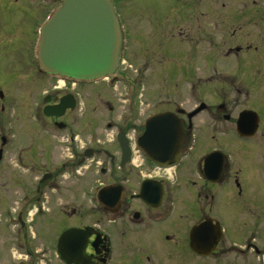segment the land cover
Returning a JSON list of instances; mask_svg holds the SVG:
<instances>
[{"label": "flooded vegetation", "instance_id": "af4514ba", "mask_svg": "<svg viewBox=\"0 0 264 264\" xmlns=\"http://www.w3.org/2000/svg\"><path fill=\"white\" fill-rule=\"evenodd\" d=\"M61 1L0 0L2 98L7 97L8 88L10 91L21 82L26 86L24 96L31 95L37 111L43 113L44 107L60 103L69 106L61 117L45 116L53 125H63L69 156L54 173H47V183L38 182L37 196L32 200L43 203L45 191L55 190L58 203L52 215L42 207L30 220L26 210L20 211L15 222L19 232L38 219L39 233L42 229V236L53 241L49 255L56 264H234V260L235 264H264V112L257 106L260 102L264 107V80L255 68L257 61L253 64L241 56L258 48L250 28L230 34L234 38L222 49L241 57L234 72L244 73L239 81L243 89L237 88L234 96L217 95L214 101L204 102L206 91L210 97L213 94L205 89L200 76L193 75V66H180L166 77V84L160 80L165 91L152 92V108L143 113L142 81L148 80L149 69L146 64L155 62L156 52L167 54L173 41L167 37L166 42L171 5L165 2L163 8L155 9L157 4L148 7L145 12L150 21L159 23H154L147 35L150 41L146 34L137 37L135 51L130 49L127 15L116 8L121 50L115 73L103 82L63 78L61 86L60 76L40 70L37 56L40 26ZM246 5L250 6L248 2ZM255 16L263 23L259 33L264 40V11ZM242 19V25L248 26V13ZM159 32L163 37L157 39ZM153 40L155 51L152 49L147 57L143 46ZM195 46H191L192 51ZM153 72L148 82L157 81ZM25 73L28 76H22ZM187 86L197 89V97L189 99ZM85 87L89 88L88 97V91L81 89ZM97 88L101 89L97 93L99 103L108 113L106 121L99 124L90 118L85 124L76 122L75 113L82 101L91 104L92 90ZM178 90L182 92L173 95ZM165 112L178 119L183 138L177 164L172 168L156 165L139 149L147 118ZM202 113H206L204 122L195 124L194 118ZM242 114L246 117L244 129L238 125ZM254 124L255 129L240 134ZM227 136L231 140L224 141ZM136 151L140 157L134 156ZM100 191L102 202L98 199ZM67 193L71 194L69 199ZM78 195L84 200H76ZM8 216L11 226L10 213H6L5 223L9 226ZM49 216L55 224L60 222L54 235L46 228ZM69 229L78 230L72 243H81L83 256L76 257L77 252L69 250L66 260L61 253L70 242L59 240ZM49 255L27 251L28 264H44Z\"/></svg>", "mask_w": 264, "mask_h": 264}, {"label": "rangeland", "instance_id": "374dc122", "mask_svg": "<svg viewBox=\"0 0 264 264\" xmlns=\"http://www.w3.org/2000/svg\"><path fill=\"white\" fill-rule=\"evenodd\" d=\"M110 1L114 3L117 9L120 7L127 15L126 18L131 32L129 39L131 43L130 49L132 51H135L138 44L137 37L146 34L145 37L150 41L151 37L147 35L150 36L154 23H159L158 20L155 22L150 21V16L145 12L148 7L150 8L157 4L155 9L158 6L163 8L165 2L169 3L172 7L173 12L167 17L168 21L170 19V25H168L166 31L167 41L165 40L168 42L167 37L173 40L170 47L167 48L168 53L165 54V51L156 52L154 54L156 56L154 58L155 62L146 64L149 68L146 72L147 79L149 80L152 77L149 75L154 71L153 73L157 81H142L144 86L143 93H145L142 96L141 111L143 113L152 108H150L151 93L165 91L162 89L163 86L160 80L166 84L168 82L166 81V77L171 73L177 72L180 66L190 69L193 66V75L200 76L203 79L202 82L205 89H209L213 94L210 97L206 91L203 98L204 102L208 101L209 103V101H214V97L217 95L220 97L225 95L234 96L237 88L243 89L239 85V81L244 73H236V70L234 72L241 57H233V53L222 50L224 48L223 44L230 43L231 38H234V36L230 35L233 32L239 33L241 31L242 33L248 28L252 31V33L249 31V34L252 37L253 43L258 46V48L256 47L257 51L253 49L249 54L246 53L241 56L242 59L243 56H246L248 62L252 61L253 64L257 61L255 68L258 69L262 80H264V40L259 33L261 29L260 25L262 26L263 23H260V20L256 19L255 16L256 12L260 13L264 11V0ZM247 2L250 6L246 5ZM44 9H47V7L44 6ZM245 13H248L249 18V21L246 23L249 24L246 26L247 28L242 25L244 20L242 18H244ZM133 14L136 15L132 17ZM254 27L256 28L255 31L252 29ZM162 34L163 32H159L156 38L163 37ZM249 34L247 35L250 36ZM151 36L155 38L153 34ZM154 44L153 40V42L146 43L143 46L147 57L151 56L152 49L155 48ZM162 44L165 43L163 42ZM195 45H198V50ZM191 46H195L194 51H192ZM132 56L135 59L137 58L134 54ZM133 68L136 69L135 67ZM132 74H134V71ZM22 76L28 75L25 73ZM103 81L100 80V82ZM28 82H31L30 78ZM15 84L16 86L11 87L10 91L8 88L7 97L4 101L0 100V102H4L3 110L0 109V147L3 149L0 160V264H28L27 251H30V253L35 251L47 252L48 255L52 253L53 241L51 237L45 238L42 236V229L39 233L41 223L38 222V219L35 218L34 223L30 224V228L24 229L21 233L15 225V221H17L20 211L23 210L27 211L26 217L28 220L33 217V213L36 210L42 207H44L45 212L49 210L52 215L55 205L58 203L56 197L59 193L55 190H46L45 197L42 198L43 203L32 202L37 196L35 192L38 184L37 179L43 173H54L69 156V154L68 156L66 155L67 150L65 148V145L68 143L65 141L66 130L62 126L60 127L59 124L53 125L44 117L41 111L36 110V101L31 98V95L29 97L24 96L26 93V86L24 84L21 82H16ZM187 88L189 99L197 97V89H192L189 86ZM81 89L85 92L88 91L86 93L88 97L89 88L85 87ZM186 89L182 91L185 93ZM251 90L249 88V92ZM92 91L94 92V96L91 104L86 105L82 101V104L79 106L80 110L78 113H75L76 122L85 124L90 118L96 119L95 122L99 124L106 121L107 110L100 104L101 102L97 96V93L101 89L97 88ZM102 91L105 92L104 89ZM182 91H175L173 95ZM263 91L264 89H262V93ZM256 93L259 92L257 91ZM251 96H255L254 93ZM190 106L189 108L192 107ZM257 106L264 112V107L260 102ZM205 116L206 113L198 115L194 118V123L199 124L204 122ZM2 137L5 138V143L1 146ZM225 138L227 140L224 141H228L233 139L234 135L231 139H228V136ZM61 179L64 178L61 177ZM49 180L45 182L47 183ZM248 185L250 186V184ZM65 196L69 199L71 194L67 193ZM79 199L84 200L81 195L76 196V200ZM85 202L89 203L86 201V198ZM222 204H225L224 200H222ZM6 213H10L12 217L13 222L11 226L9 223L11 221L10 216H8L9 226L5 223ZM22 218H24V215ZM47 222L46 228L48 232L54 235L56 226L60 222L56 221L55 224V221L51 217L48 218ZM44 262V264H56V260L52 255L44 258ZM234 262L237 263L235 260Z\"/></svg>", "mask_w": 264, "mask_h": 264}, {"label": "water", "instance_id": "95a60500", "mask_svg": "<svg viewBox=\"0 0 264 264\" xmlns=\"http://www.w3.org/2000/svg\"><path fill=\"white\" fill-rule=\"evenodd\" d=\"M119 47L120 30L110 0H62L40 29L39 63L49 73L81 79L97 78L114 71ZM67 107L62 104L47 106L44 114L59 117ZM245 123L246 117L242 114L238 125L244 129ZM252 128L256 125H250L242 133L248 134L247 130ZM139 146L149 160L160 166L176 164L182 147L178 119L170 112L150 116ZM220 164L218 161V170ZM98 196L102 202V191ZM76 235L78 230L70 229L60 236V243L70 242L61 253L63 259L67 260L65 252L69 250L77 252L76 257L83 256L81 243L76 246L72 243ZM71 261L75 259L71 258Z\"/></svg>", "mask_w": 264, "mask_h": 264}]
</instances>
